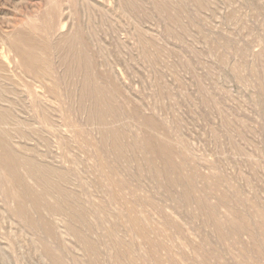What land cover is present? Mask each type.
Returning a JSON list of instances; mask_svg holds the SVG:
<instances>
[{"label":"rangeland","instance_id":"rangeland-1","mask_svg":"<svg viewBox=\"0 0 264 264\" xmlns=\"http://www.w3.org/2000/svg\"><path fill=\"white\" fill-rule=\"evenodd\" d=\"M0 264H264V0H0Z\"/></svg>","mask_w":264,"mask_h":264}]
</instances>
